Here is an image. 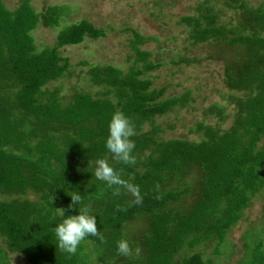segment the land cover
Instances as JSON below:
<instances>
[{"label": "trees", "instance_id": "obj_1", "mask_svg": "<svg viewBox=\"0 0 264 264\" xmlns=\"http://www.w3.org/2000/svg\"><path fill=\"white\" fill-rule=\"evenodd\" d=\"M219 2L233 14L227 22L215 8ZM63 12V7L48 6L38 13L30 0L10 10L0 0V194L13 196L0 199V237L6 249L29 264H89L91 255L99 264H214L200 252L176 256L208 242L224 243L253 198L264 195V2L204 0L194 14L180 18L191 47L217 52L181 62L206 59L220 65L222 87L228 91L219 97L225 104L203 108L204 116L189 129L198 136L194 141L163 140L155 130H142L155 117L187 107L192 98L186 91L162 99L165 88L151 89L152 81L143 76L161 63L138 48L149 39L137 32L130 41L135 62L127 73L111 66L87 71L92 84L106 89L104 97L73 90L64 98L59 89H47L68 75L60 48L105 35L81 20L61 29L53 47L37 51L31 31L39 23L58 26ZM117 109L135 124V165L115 163L106 148ZM213 118L214 123L206 121ZM100 158L123 169V178L140 187L142 204H132L133 197L123 190L113 196L95 177ZM73 192L96 215L104 240L89 236L69 255L56 246L54 229L64 217L79 215V202L69 208ZM57 209L65 210L64 217ZM136 220L143 222L134 230L129 225ZM122 238L133 248L140 246L142 254L118 255ZM242 239L243 253L234 264H264V230H246ZM214 246L218 257L221 252ZM6 260L0 250V262Z\"/></svg>", "mask_w": 264, "mask_h": 264}, {"label": "rangeland", "instance_id": "obj_2", "mask_svg": "<svg viewBox=\"0 0 264 264\" xmlns=\"http://www.w3.org/2000/svg\"><path fill=\"white\" fill-rule=\"evenodd\" d=\"M10 9H16L21 0H2ZM33 9L43 13L48 6L63 7L58 26L44 27L38 24L31 31L36 50L53 47L58 32L68 25L87 20L94 27L105 31L102 38L92 40L85 38L81 44L60 48L59 53L68 63V75L56 82L49 83V90L59 89L60 94L68 98L73 90L84 91L92 96L104 97L105 88L90 82L88 70L92 67H114L125 74L135 62V53L130 47L133 32H137L146 41L138 48L151 53L152 61L161 63L159 68L144 74V78L152 81L151 89L165 88L162 99L180 96L186 91L191 94V103L181 109L153 121L144 123L141 128L145 132L157 131L159 139H183L194 141L198 136L190 133L192 125L204 116L203 108L209 103L225 104L220 95L228 91L222 87L220 65L206 59L200 63L187 64L181 62L186 58H206L216 53L214 47L190 46L188 29L179 23L185 15L194 14V9L204 0H30ZM264 0H248L249 5L259 6ZM223 3L215 4L221 12V21L227 22L233 17L232 12L223 9ZM216 56V55H215ZM220 57V56H219ZM221 58V57H220ZM112 90V89H111ZM108 96L114 102L112 91ZM229 109V108H228ZM215 122V119H206ZM228 123V122H227ZM226 124H223V127ZM140 169V168H139ZM187 182V180H186ZM264 194V192H263ZM13 196L0 194V199L9 200ZM30 199L35 196L28 194ZM264 195L253 198L249 209L242 212L240 221L231 229L225 242L216 241L199 246L193 250L185 249L176 258L190 256L200 252L204 260L212 259L214 264H234L243 253V235L246 230H264ZM142 220H136L129 226L137 230ZM130 230V228L128 227ZM214 245H217L221 255L214 256ZM92 248V247H91ZM0 250L6 253V262L0 264H29L19 253L9 252L0 237ZM89 264H99L95 255L89 258Z\"/></svg>", "mask_w": 264, "mask_h": 264}, {"label": "clouds", "instance_id": "obj_3", "mask_svg": "<svg viewBox=\"0 0 264 264\" xmlns=\"http://www.w3.org/2000/svg\"><path fill=\"white\" fill-rule=\"evenodd\" d=\"M108 128L106 148L112 154V160L117 164L135 165L137 160L133 153L136 145L132 139L136 135L134 122L122 110L117 109L112 114ZM95 164V177L105 182L108 189H112L113 196H120L123 190L133 197L132 204H142L143 196L140 187L123 178V169L117 170L107 158L97 159ZM156 191H159V185L156 186ZM68 195L72 200L69 208L76 207L77 202L82 205L79 208V215L64 217L65 210L57 209L64 218L54 231L58 239L56 246L69 255H75L81 242L87 237L95 236L103 241L104 236L98 230L96 215L92 213L89 206L83 205L79 192ZM156 198L161 197L157 195ZM117 254L127 258H138L142 254V248L140 246L133 248L128 239L122 238L117 242Z\"/></svg>", "mask_w": 264, "mask_h": 264}]
</instances>
